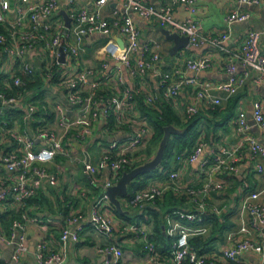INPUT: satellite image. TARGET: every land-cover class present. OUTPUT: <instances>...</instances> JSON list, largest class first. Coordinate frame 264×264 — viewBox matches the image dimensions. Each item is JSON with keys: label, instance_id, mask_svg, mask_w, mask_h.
<instances>
[{"label": "built area", "instance_id": "1", "mask_svg": "<svg viewBox=\"0 0 264 264\" xmlns=\"http://www.w3.org/2000/svg\"><path fill=\"white\" fill-rule=\"evenodd\" d=\"M17 1L16 14L11 19L8 13L9 0H0V24H8L7 30L0 31V51L11 60L9 71L4 73V78H0V165L16 172L8 178H0V201L13 199L23 205L37 193L41 182L57 186V172L48 169L46 164H55L57 156L71 157L75 144L85 146L95 141L98 145L96 162H87L85 165L93 177L102 172L106 173V177L88 219L108 235L116 231L120 235L133 234L139 239L144 257L135 264H220L219 258L238 264L245 251L256 253L260 264H264V242L255 240L251 234L253 229L264 230V196L259 199L264 186L242 198L241 222L225 233L221 255L199 253L190 243L193 237L209 234L210 223L204 220L205 214L219 215L225 206L208 202L211 181L199 187L191 186L182 178L181 168L198 162L202 172L209 176L213 173H233L240 158L237 148H221L205 156V142L201 137L191 150L175 155L177 166L165 178L151 180L131 192L128 199L131 206L153 203L168 193L186 198L182 207L164 215L163 233L169 239L166 254L157 251L148 232L137 221L124 222L116 227L114 219L101 212L110 204L106 190L115 183L121 172L146 161L142 148L151 139L153 129L141 115L136 97L142 95L144 103L151 106L160 98L167 101L177 98L184 84H192L195 102H189L185 107V117L190 118L198 111L196 102L214 107L244 86L246 76L236 74V62L249 66L257 73L258 80L264 83V53L258 45V33L249 31L240 51L233 52L221 46L225 34H203L193 20H177L172 14L171 3L156 9L144 0H95V8L91 11L85 7L76 9L67 27L63 20L53 17L58 0ZM175 1L193 10L196 0H172ZM263 1L238 0L246 4ZM108 2H120L125 10L112 22L104 19L100 12V8ZM129 10L145 20L156 16L161 27L186 35L188 44L208 43L225 50L229 56L226 65L229 76L215 87L219 93H213L214 86L209 82H199L197 79L198 72L209 65L205 59L185 60L186 69L193 72L192 76L179 70H162L159 53L152 51L148 42H141L139 28ZM248 17L247 12L233 9L227 21L233 23ZM112 26L124 35L123 45L109 38L100 48L103 55L101 66L107 67V57L116 60L118 65L107 76L98 77L99 71L95 68L79 64L83 43L87 36L94 33L108 36ZM61 54L63 60H60ZM123 70L132 79L141 78L144 72H150L156 78V93H143L141 87L126 85ZM175 73H179V76ZM36 76L44 81L46 91L40 101L34 102L32 99L26 100L23 89ZM110 83L116 90L104 91L103 86ZM10 85L20 87V90L11 89ZM51 91L54 94L59 91L61 98L50 100L47 96ZM12 108L20 109L17 116L11 113ZM6 113H11L12 121L5 117ZM110 115L112 124L109 126ZM251 116L254 124L264 128V104L260 100L253 101ZM14 117L20 118L19 129L14 125ZM100 117L104 119L105 125L99 132L96 121ZM232 122L235 129L243 134V141L249 145L251 158L261 157L262 162H256L254 170L264 175V146L248 133L245 112H237ZM109 134L111 139L106 140ZM74 159L81 160L77 155ZM93 177L91 184L96 182ZM245 214H248V222L243 220ZM86 220L81 212L71 213L60 232L58 249L46 252L43 241L35 244L33 253L36 262L64 264L69 256V243L79 240ZM26 221L40 222L34 216L13 219L8 236H3L6 242L14 245L11 256L14 264H23L21 256L29 250ZM97 250L109 256L101 264H120L122 249L118 245L106 243L98 246Z\"/></svg>", "mask_w": 264, "mask_h": 264}, {"label": "crops", "instance_id": "2", "mask_svg": "<svg viewBox=\"0 0 264 264\" xmlns=\"http://www.w3.org/2000/svg\"><path fill=\"white\" fill-rule=\"evenodd\" d=\"M32 1L39 2L41 0ZM9 2V17L14 19L18 1L9 0ZM144 2L152 4L156 9H159L166 3H171L172 14L177 20H193L198 24L203 34L212 36L225 34L226 36L221 46L229 51L239 52L246 34L249 31H256L258 33V45L264 53V1L259 4H246L239 3L238 0H196L193 5V10H189L179 1L144 0ZM79 7H85L91 11L95 8V0H58L57 9L53 17L64 21L62 16L57 14L60 9H64L72 20L76 9ZM233 9H237L239 12H247L249 17L242 21L228 23L227 17ZM123 11L125 10L123 4L120 2H108L100 8L101 16L109 22L117 19ZM128 12L139 28L141 42H148L151 50L159 53V66L162 70L169 72L179 70L187 76H192L193 72L186 69L185 60L188 58L205 59L209 62V65L198 72L197 79L199 82H209L214 86L212 89L213 93H219L215 87L220 82L226 81L229 76L226 70L229 56L225 50L208 43L199 45L188 44L172 55L170 54V48L173 45V41L167 39L161 32L163 27L158 24L156 16L145 20L130 10ZM7 25L0 24V27L7 30ZM109 38L122 40L123 42L124 35L115 26H112L108 36L94 33L87 36L83 43L79 64L95 68L99 71L97 72L98 77L107 76L118 65L116 60L107 57V67L104 68L101 66L103 55L101 54L100 48ZM102 39H104L103 44L96 46ZM35 62H38V60ZM10 66L11 60L7 58L5 53L0 51V72L4 75V73L9 71ZM236 74L246 76L245 84L236 94L224 98L217 105L219 107L217 114H212L207 111L213 107H208L202 102H196L198 106L197 113L200 111L199 113L202 114L199 123L201 132L197 139L201 137L204 139L203 155L208 156L220 151L221 148H237L240 158L236 162V171L233 173H213L209 176L202 172L198 162L186 164L181 168L182 178L191 186L199 187L202 183L211 181L212 187L209 191L208 202L219 206L224 205V210L216 216L223 222L227 221L233 224L224 231L223 236H225L228 230L239 226L241 222L240 208L242 198L246 194L260 190L264 186V175L254 170V164L256 162H262V159L260 156H256L254 159L251 158L249 145L243 141V134L235 129L232 122L237 112L243 110L249 124L248 133L255 136L264 146V128H259L254 124L251 116L254 100H260L264 104V83L258 80L257 73L254 70L241 62H236ZM175 75L179 76V73H175ZM123 76L126 85L141 87L143 93H156V78L150 72H144L141 78L132 79L123 70ZM113 89L116 90L111 83L105 87L103 86V90L106 92L114 91ZM47 97L53 100L61 98V95L58 91L55 94L53 92L49 93ZM234 97L237 100L232 107L231 114L233 118L229 119L228 117L230 115L226 117L225 111L226 107L228 108L230 105L231 98ZM189 102H195V89L192 84L186 83L183 85L178 97L171 100L170 103L177 115L180 118H184L185 107ZM13 121L15 127L19 129L21 125L20 118L14 117ZM104 125V119L101 117L98 118L96 127L99 132L103 130ZM105 139H111L110 134ZM93 149L98 152V145L95 144V141H91L85 146L75 144L71 157L57 156L55 158L56 165L46 164L48 169L57 172L58 185L52 187L45 181L41 182L35 197L28 200L25 204L22 205L13 199H9L6 202L0 201V218L2 215L6 214L8 217L13 213L21 211V219L34 216L41 223H30L26 221L25 232L29 250L21 256L23 264H38L34 258L33 250L35 244L39 241L45 243L46 252L58 249L60 232L66 225L69 215L75 211L84 214L87 220L83 224L79 240L74 243H69V256L64 264H101L109 256L98 252L97 247L106 243H114L122 249V257L119 259L120 264H135L143 259L142 244L133 234L120 235L114 231L112 235H108L88 219L101 192L103 180L106 177L105 172L93 177L86 168L85 163L96 162L98 154L96 153V158L94 156L93 160ZM76 155L81 160L74 159ZM86 155L88 156V161L86 160ZM172 162L174 164L172 169H174L177 166L175 158ZM159 170L162 171V168L160 167ZM15 173L14 171H8L2 168L0 165V178H8ZM167 175L168 173L157 175L155 180L152 179V181L162 180ZM92 177L96 179V182L93 184L90 183ZM7 182L9 183V181ZM130 194L127 195L128 199ZM166 196L167 194L162 199H158L153 203H143L139 206H131L128 204V199L126 200V198L122 199L120 197L123 212L117 213L111 202L101 212L111 216L115 221L116 227L122 225L124 222L137 221L148 232L149 239L155 244L157 251L166 254L168 247L156 244L151 238L152 224L148 222L151 215H147L150 209H157L160 213L163 212L161 224L163 233L164 215L168 212L166 208ZM262 196H264V191L259 199ZM243 220L248 222V214H245ZM211 228L210 224V230ZM9 231L10 227L5 229L0 222V264H14L11 260L14 245L3 239V236H8ZM251 234L255 240L264 242V230L253 229ZM224 245L225 239L223 237L222 241L214 243L207 253L221 255L220 249ZM31 247L33 248L32 251H30ZM239 259L238 264H260L259 256L251 251L243 252ZM219 263L232 264L230 260L223 258H219Z\"/></svg>", "mask_w": 264, "mask_h": 264}, {"label": "trees", "instance_id": "3", "mask_svg": "<svg viewBox=\"0 0 264 264\" xmlns=\"http://www.w3.org/2000/svg\"><path fill=\"white\" fill-rule=\"evenodd\" d=\"M0 31H5L0 27ZM0 78H4V75L0 72ZM4 86V85H3ZM11 89L13 90H20V87H14L11 86ZM45 86L44 81L40 78V76L34 77L32 80L26 83L23 89V93L26 96V100H33L34 102L40 101L41 98H43L45 93ZM33 96L31 98L30 95ZM29 98V99H28ZM136 100L139 104V109L141 115L147 120L149 125L153 129V135L151 139L145 144V146L142 148V151L146 155V159H149L150 156L153 154V151L157 149L159 141L163 135V127L165 125L171 124L175 126L179 131L177 133H171L169 136V139L166 144V148L164 151V156L162 159L161 164L154 170L150 172L156 171L157 175H162L169 173V171L173 168V159L174 156L181 153L188 151L192 148L194 141L197 139L199 133L201 132V127L199 125L202 114L201 113H195L190 118H180L173 106L170 103V100H164L160 98L156 101L155 104L148 106L144 103L143 96L138 95L136 97ZM237 98H231V102L229 107H226V117L229 116V119L233 118L232 113V107L235 104ZM11 113H15L14 116L18 115V112H20V109L12 108ZM209 113L217 114L219 112V107L215 106L213 108H210L207 110ZM11 113L4 114L9 119V121H12ZM12 123V122H11ZM112 124V115H110L109 118V126ZM162 168V171L159 170V168ZM132 168V167H131ZM127 168V170L131 169ZM149 173V172H148ZM144 173L141 175H144L145 177L138 180V178L141 175H138L136 178H134L131 183L128 185V194L131 193L132 190H135L137 188L142 187L146 181H147V174ZM135 180H137L135 182ZM130 185H132V188L130 189ZM35 197L32 196L31 198ZM186 198L184 196L177 197L174 196L171 193H168L166 196V208L168 209V212L182 207L183 202ZM27 200V202H28ZM117 213H119L117 210H115ZM147 215H151V218L148 220V222H151L152 224V240L163 247H168L169 239L163 235L161 230V224H162V216L163 212L160 213L157 209H150ZM22 212H16L8 217L5 215H2L0 218V222L2 223L3 227L5 229H8L11 226L13 219H21ZM33 217V216H31ZM204 220L211 224V230L208 235L205 237L196 236L190 239V243L193 246L194 249L197 250L199 253H207L214 243L218 241H222V238L224 237V231L230 228L233 224L227 222V221H221L218 216L215 214L207 213L205 214Z\"/></svg>", "mask_w": 264, "mask_h": 264}, {"label": "water", "instance_id": "4", "mask_svg": "<svg viewBox=\"0 0 264 264\" xmlns=\"http://www.w3.org/2000/svg\"><path fill=\"white\" fill-rule=\"evenodd\" d=\"M57 14H60L62 16L65 25L68 27L71 21V17L68 16L66 11L64 9H60ZM161 32L167 39L173 41V45L170 48V54L172 55L175 52L179 51L181 48H184L188 45V37L186 35L178 34L177 32L171 31L166 27L162 28ZM118 42L121 46L123 45L122 40H118ZM60 60H63V54H61ZM178 131L179 129L171 124L165 125L163 127V135L159 141L158 147L151 158L132 167L129 170L122 171L115 183L107 188L106 192L108 194L109 200L118 212H123L120 197L128 195V185L138 175L150 172L156 169L161 164L170 134L177 133ZM86 160L88 161L87 155ZM32 250L33 248L31 247L30 251Z\"/></svg>", "mask_w": 264, "mask_h": 264}, {"label": "rangeland", "instance_id": "5", "mask_svg": "<svg viewBox=\"0 0 264 264\" xmlns=\"http://www.w3.org/2000/svg\"><path fill=\"white\" fill-rule=\"evenodd\" d=\"M103 42H104V39H102V40H100V42H98L97 44H96V46H98V45H101V44H103ZM155 151H156V149L153 151V154L155 153ZM92 152H93V160H94V156H95V158H96V153L98 154V152H96L95 151V149H93L92 150ZM152 154V155H153ZM151 155V156H152ZM148 173V172H147ZM158 173V172H157ZM157 173H156V171H154V172H149L147 175V181H146V183L147 182H149V181H151L152 179L153 180H155V178L157 177ZM145 176L144 175H141L139 178H138V180H140V179H142V178H144ZM137 180H135V182H136ZM145 183V184H146ZM132 188V185H130V189ZM124 198H126V200L128 199V196L126 195V196H124V197H122V199H124Z\"/></svg>", "mask_w": 264, "mask_h": 264}]
</instances>
